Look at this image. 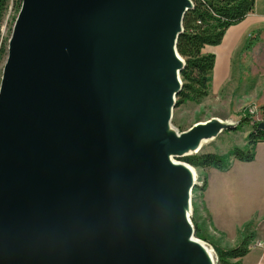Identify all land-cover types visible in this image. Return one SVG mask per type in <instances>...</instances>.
Here are the masks:
<instances>
[{
	"label": "water",
	"instance_id": "95a60500",
	"mask_svg": "<svg viewBox=\"0 0 264 264\" xmlns=\"http://www.w3.org/2000/svg\"><path fill=\"white\" fill-rule=\"evenodd\" d=\"M193 6L21 0L0 72V264H216L179 158L239 122H171Z\"/></svg>",
	"mask_w": 264,
	"mask_h": 264
},
{
	"label": "rangeland",
	"instance_id": "374dc122",
	"mask_svg": "<svg viewBox=\"0 0 264 264\" xmlns=\"http://www.w3.org/2000/svg\"><path fill=\"white\" fill-rule=\"evenodd\" d=\"M18 5L19 0L7 2L0 23V42L7 44ZM261 55L243 50L234 58L231 77L216 79L211 75L208 94L200 102L187 101L175 105L171 122L179 131L210 117L230 118L239 122L241 116L249 112V124L220 133L204 144L200 152L229 158L233 147L246 149V137L253 121L264 122V62ZM4 59L5 56L3 62ZM258 144L254 149L253 161L235 162L236 159H233L225 171L193 166L198 183L192 192L191 219L204 239L197 237L213 250L216 264L220 263L215 247L237 245L242 230L247 234H256L249 244L251 249L257 239L264 242V142ZM179 160L184 161L183 158ZM205 177L207 186L201 191L199 188Z\"/></svg>",
	"mask_w": 264,
	"mask_h": 264
},
{
	"label": "trees",
	"instance_id": "16d2710c",
	"mask_svg": "<svg viewBox=\"0 0 264 264\" xmlns=\"http://www.w3.org/2000/svg\"><path fill=\"white\" fill-rule=\"evenodd\" d=\"M193 8L189 10L183 19V32L177 42V50L185 59V66L181 71L182 89L176 100V105L192 101L198 103L208 94L211 81V72L215 63L213 53L203 52L206 45H217L221 42L226 29L241 21L254 7L255 0H192ZM8 0H0V23L2 21ZM21 0H19L18 9ZM258 40L257 37L248 41L245 49H248ZM3 56H6V44L0 42V72ZM249 112L243 114L236 130L241 124H249ZM258 122L253 121L247 137V147H233L229 158L216 153L198 152L183 158L184 161L194 167L216 168L227 170L233 159L243 162L254 160V149L257 143L264 142V129L257 127ZM232 158V159H231ZM207 186V178L199 188L204 191ZM195 225V235L203 238ZM240 241L230 248L215 247L217 259L220 264H241V259L249 252V244L255 239V232H240Z\"/></svg>",
	"mask_w": 264,
	"mask_h": 264
},
{
	"label": "crops",
	"instance_id": "0c3cea01",
	"mask_svg": "<svg viewBox=\"0 0 264 264\" xmlns=\"http://www.w3.org/2000/svg\"><path fill=\"white\" fill-rule=\"evenodd\" d=\"M254 37H257L258 40L245 49L248 41ZM243 50L247 53L253 51L258 56L262 54L261 58L264 62V0H255L253 9L241 21L226 29L219 44L206 45L203 48V52L215 55L212 77L216 79L231 77L234 58ZM236 161L241 162L238 159ZM238 241L239 238H237ZM241 264H264V247L250 248L249 252L241 259Z\"/></svg>",
	"mask_w": 264,
	"mask_h": 264
},
{
	"label": "built area",
	"instance_id": "2783aa9c",
	"mask_svg": "<svg viewBox=\"0 0 264 264\" xmlns=\"http://www.w3.org/2000/svg\"><path fill=\"white\" fill-rule=\"evenodd\" d=\"M251 247L252 248H262V247H264V242L262 240H256V241L253 242Z\"/></svg>",
	"mask_w": 264,
	"mask_h": 264
}]
</instances>
